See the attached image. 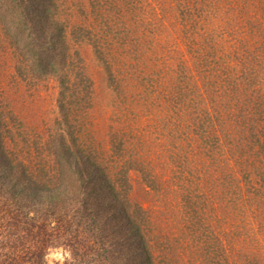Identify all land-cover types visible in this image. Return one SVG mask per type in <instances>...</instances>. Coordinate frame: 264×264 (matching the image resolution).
<instances>
[{"label": "trees", "instance_id": "obj_1", "mask_svg": "<svg viewBox=\"0 0 264 264\" xmlns=\"http://www.w3.org/2000/svg\"><path fill=\"white\" fill-rule=\"evenodd\" d=\"M39 2L0 0V264H48L62 245L64 264H264L251 220L264 201L252 159H264V0H86L64 23ZM92 67L113 82L107 103ZM14 71L57 79L56 120L21 118L2 87ZM177 131L190 152L174 150ZM85 173L121 209L110 230ZM136 175L150 200L134 199Z\"/></svg>", "mask_w": 264, "mask_h": 264}, {"label": "rangeland", "instance_id": "obj_2", "mask_svg": "<svg viewBox=\"0 0 264 264\" xmlns=\"http://www.w3.org/2000/svg\"><path fill=\"white\" fill-rule=\"evenodd\" d=\"M66 2H62L61 0H53L54 7L53 9L56 8V13L60 17V19L56 18L55 20H60L59 23H64V20L67 21H73L74 19L70 17L68 12L71 9H74V11H77L80 9L82 6H86V0H65ZM52 3V0H50ZM39 10L44 9V7H50L49 2H44L43 0H40L38 3ZM44 6V7H43ZM87 9V7H86ZM39 16L44 17L43 12H39ZM60 13V14H59ZM75 20H80L78 18H75ZM76 21V22H77ZM25 23V21L23 22ZM259 27V26H258ZM59 33V32H58ZM93 50V49H92ZM92 50L90 47H85L84 48V54L87 57V59L92 63V58L94 59L95 56L92 55ZM95 68L92 67V70L94 72V77L95 79V88L100 94V99L103 100L105 103H107L108 100V94L107 92L109 89L113 88V82H108V85H104L101 81L100 76L96 73L94 70ZM17 72H13L12 74H1L2 78V87L5 89V99L8 102L14 103L16 108L20 109V116L21 118L24 119H31L33 117L34 120L36 121H47V122H53L56 120V117L58 116V98H59V84L58 81L55 77L51 76H45L42 75V77L38 78L37 80H34V78L30 79V82L22 77L16 76L14 79L13 77L15 76ZM17 85V87L15 86ZM29 84L30 87L28 86ZM264 88V86H263ZM111 92V91H110ZM24 105V106H22ZM108 105V104H105ZM95 117L100 116V112H97L94 114ZM98 120V119H95ZM105 124H108V122H105ZM104 123L101 122L102 130H107L106 126ZM100 128V127H99ZM104 132L102 131L100 134H103ZM184 132L177 131L176 136L174 138L175 143L177 145L175 146V151L184 154L183 151L181 150H188L189 152L192 150V146L187 147L186 145H182V138H185L183 134ZM105 134V133H104ZM163 136H164V146L166 147V140L168 137H170L171 133L168 131V129H163ZM98 135V134H97ZM181 156V155H180ZM252 159L257 161L256 165L260 166L258 169L260 174L263 175L264 177V159H262V156H252ZM183 168V165H181ZM189 168H192V166H189ZM182 169H178L177 177L181 178L182 176ZM164 171V170H163ZM260 175V176H261ZM86 177V186L89 189H94L96 192L101 193L99 196H101L100 200L101 203H97L96 210L99 211L98 213V220L99 224L101 223L104 224L105 228L108 230L112 229L114 227V223L119 220L120 222V214L121 209L114 204V198L109 190L102 181V178H97L88 175L85 173ZM141 177L136 175L135 179V192H134V199L136 202H141L142 200H150L152 197H150L148 194H146L145 190L140 186V180ZM256 182L255 176H251L248 178V180L253 179ZM239 180H242L243 182L245 181V176L240 175L238 178ZM260 182L252 183L249 184V190L251 192H254V189H257L259 186ZM255 193V192H254ZM86 203L88 201L86 200ZM261 215L260 216H254L252 217L253 222L252 225L255 226L256 230H258V225L257 221L259 223V227H261V232H259L257 240L252 242L253 246V253L258 254V257H260L261 262L264 263V219H263V212H264V201L261 204ZM246 213V211L241 212V217ZM119 217V219H118ZM218 217H213L211 219V226L214 228V230H217L218 227H220V221ZM134 242V241H133ZM131 244H134V243ZM70 256V251L68 247H65L64 245L59 246L58 248L52 250L49 255L47 256V261L48 264H64L66 258ZM201 261V260H200Z\"/></svg>", "mask_w": 264, "mask_h": 264}]
</instances>
